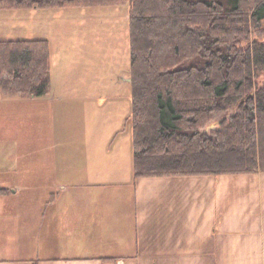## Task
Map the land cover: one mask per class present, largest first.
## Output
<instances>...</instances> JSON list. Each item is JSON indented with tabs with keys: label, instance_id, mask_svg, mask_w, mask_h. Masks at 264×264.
<instances>
[{
	"label": "trees",
	"instance_id": "trees-1",
	"mask_svg": "<svg viewBox=\"0 0 264 264\" xmlns=\"http://www.w3.org/2000/svg\"><path fill=\"white\" fill-rule=\"evenodd\" d=\"M106 5L130 9L134 178L264 173V0H0L4 10ZM50 89L48 40H0L5 97Z\"/></svg>",
	"mask_w": 264,
	"mask_h": 264
},
{
	"label": "crops",
	"instance_id": "crops-1",
	"mask_svg": "<svg viewBox=\"0 0 264 264\" xmlns=\"http://www.w3.org/2000/svg\"><path fill=\"white\" fill-rule=\"evenodd\" d=\"M16 39L24 38H0ZM13 100L29 108L35 98L0 92V151L8 157L22 152L21 159L36 152L37 181L45 192L0 195V241L12 245L0 244V264H264V173L135 179L132 157L133 195H105L116 185L115 169L130 174L129 166L120 167L122 155L101 153L95 164L86 145L77 148L84 160L74 156L70 163L57 154L56 142L14 139L5 122ZM79 137L86 134L78 131ZM7 173L3 179L9 181L13 172ZM23 207L32 212L20 216ZM14 213L15 223L25 221L15 227L16 236L32 235L27 246L12 241L8 219ZM13 247L19 255L6 251Z\"/></svg>",
	"mask_w": 264,
	"mask_h": 264
},
{
	"label": "rangeland",
	"instance_id": "rangeland-1",
	"mask_svg": "<svg viewBox=\"0 0 264 264\" xmlns=\"http://www.w3.org/2000/svg\"><path fill=\"white\" fill-rule=\"evenodd\" d=\"M3 13L0 12V38L45 39L51 51V89L46 96L31 100L29 108L13 100L12 106L19 107L20 114L10 107L5 122L12 130L11 137L22 141L37 137L38 142L44 141L48 146L56 142L57 154L61 157L62 152L66 154L63 159L67 161L68 158L70 163L74 156L77 160L83 159L79 147L88 146L95 164L103 155L101 153L122 155L120 167L129 166L130 174L126 177L122 170L115 169L116 185L103 192H107L105 195H133L132 126L125 125L132 107L129 6L34 8ZM262 36L255 33L253 38L261 40ZM263 81L262 77L260 83ZM215 127L214 124L212 128ZM78 131L86 134L87 140L81 137L76 140ZM22 141L20 145L24 149L27 143ZM21 154L10 151L8 157V152L0 151V167L7 168L4 173L0 172V187L4 186L0 189H7L1 195H43L45 187L37 181V153L28 151L24 159L18 158ZM9 170L13 173L7 181L3 177L9 176ZM15 172L21 173L20 177ZM195 176L198 175L170 177ZM26 211L32 212L23 207L20 216ZM19 214L14 213L8 220H12L9 224V230L14 232L12 241L22 247L29 245L32 235L26 240L23 234L22 239L16 236L15 227L25 223L21 219L15 223ZM1 243H9L12 247L9 240L2 239ZM10 250L17 255L20 253L14 247L6 248Z\"/></svg>",
	"mask_w": 264,
	"mask_h": 264
}]
</instances>
